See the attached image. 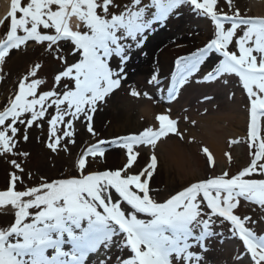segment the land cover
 Returning <instances> with one entry per match:
<instances>
[{
  "label": "snow or ice",
  "instance_id": "6c2138e0",
  "mask_svg": "<svg viewBox=\"0 0 264 264\" xmlns=\"http://www.w3.org/2000/svg\"><path fill=\"white\" fill-rule=\"evenodd\" d=\"M185 8L198 18H210L213 36L175 59L166 99L176 101L193 83L227 89L238 78L248 101L251 160L235 175L213 171L206 178L185 182L161 202L153 197L151 185L158 157L153 152L140 166L139 148L155 149L158 141L173 137L191 143L171 117V108L139 133L110 140L96 132L94 114L127 79L132 52L142 51L148 35L170 18L182 16ZM6 20L0 66L12 50L31 42L57 53L62 67L50 90L39 91L44 83L36 78L39 64L18 80V90L0 109V156L16 154L18 140L28 141L29 130L43 128L44 123L49 125L46 146L52 152L62 141L75 143V124L80 121L95 142L75 161L78 176L42 177L24 190H16L24 182L21 164L8 161L19 174L13 172L7 188L0 190V209L10 206L14 212V221L0 229V264H113V249L115 264H207L206 241L222 236L214 228L225 222L232 236L242 241L250 264H264V235L247 226L255 223L250 216L238 214L242 201L264 211V18L241 17L238 10L221 13L218 0H130L124 5L118 0H27L26 5L11 0ZM62 46H70V51L59 55ZM209 62V70L200 75ZM148 83L159 86L158 74L151 75ZM129 95L153 100L135 88ZM234 97V91L225 94L228 100ZM203 100L211 102L213 97L204 94ZM195 147L205 172L214 170L210 148L199 143ZM110 148L122 151L121 163L111 170H88L98 159L106 162ZM63 150L69 151L66 146ZM225 155L230 162L231 156ZM243 260L240 253L233 257L234 264Z\"/></svg>",
  "mask_w": 264,
  "mask_h": 264
},
{
  "label": "rangeland",
  "instance_id": "374dc122",
  "mask_svg": "<svg viewBox=\"0 0 264 264\" xmlns=\"http://www.w3.org/2000/svg\"><path fill=\"white\" fill-rule=\"evenodd\" d=\"M253 1L254 0H218L219 11L221 13L232 15L238 10L241 17L259 18L251 6ZM118 2L121 5H124L130 3V0H118ZM144 2L147 3L148 0H144ZM22 3L26 5L27 0H22ZM8 23L9 21L5 19L4 25L0 27V37L5 34ZM213 30L214 25L210 18H198L194 12L190 11L188 8H185L183 10L182 16L179 18H170L167 21L166 26H157L155 31L148 35V39L142 51H138V57L140 55V59L143 61L146 60V62H148L150 60L149 42L153 40V35L157 36L159 32H168V36L171 39L169 44L171 45L170 49L176 48L175 50H179V52H175L173 49L169 50L164 55L160 56L159 60L160 62H168V66L172 72L175 69V59L178 56L187 55L190 50L194 51L196 47L203 46V44L213 36ZM241 34L242 32L238 30L237 35ZM62 47H64V52L59 53V55H64L66 52L70 51V46ZM230 47L231 50H236L235 44L231 45ZM45 49L46 45L40 46L30 42L27 47L22 46L19 50L11 51L10 56L6 59V63L0 66V109L4 107L7 98L11 96L14 91L18 90V80L26 75L30 70H32L37 64H39L40 67L36 69V78H39L44 82L40 86L39 91L43 92L51 89L54 76L61 69L62 63L60 60L55 58L57 53L47 51ZM72 59L73 58L69 56V62H72ZM146 64L147 63L138 69L136 73L133 72L134 75L132 74V77L126 79L123 82L122 87L112 94L111 99L108 100L107 104L101 106V108H106L108 111H106L104 114V118L94 117V123H101L102 121L107 122L109 119L111 120V118L115 119L113 116H117L115 114H121L122 110L129 115L136 113V111H138V109L141 107L145 97L141 96L139 98H134L130 96L129 91L132 88H135L141 93H149L153 99L163 98L164 100H167V87L171 82V72L167 75H164L162 72L163 68L157 66L156 69L159 70V72H157L154 69L150 70ZM209 68L210 66L207 65L202 66L200 75H203L209 70ZM154 73L158 74V77L161 80V84L159 86L150 85L148 83V80ZM190 88H192V86H187L181 91L180 95L178 96L179 102L183 99V97L186 96ZM49 111L51 112L52 110L50 109ZM139 121L143 122L141 129L135 127L136 129L126 130L127 132L125 131L126 133L124 134H137L151 124L148 118H143ZM139 121H136V123ZM100 126L101 125H99L98 128ZM247 126L243 128L242 135L234 140L236 142H231L227 151V153L232 158L230 162L228 160L229 166L227 171L229 172L230 176L237 174L238 171L242 170L250 163L251 150L249 148V141L247 139ZM261 127L262 134H264V121H262ZM48 128L49 125L47 123L43 124V128L32 127L28 133V141L25 142L23 139L18 140L19 147L15 150L16 154L9 153L6 157L0 156V190H5L7 188L10 183V175L13 172L19 174L18 170L13 169L8 162L11 159L17 160L24 170V182L23 184L18 183L16 190H24L26 187L33 186L39 183L42 177L48 178L50 180L79 175L75 168V161L78 159L80 153L85 150V145L94 142L95 138H93L91 134L86 131L85 123L80 121L75 124V143H69L65 145V143L62 141L58 151L52 152L46 146L48 143ZM22 133L23 128H21V134ZM100 136L106 137L108 135ZM65 146L69 149V151L63 150ZM110 150L112 152H116L120 158L123 156L122 151L119 149L110 148ZM139 151L140 155L149 154L150 156L154 152L158 157V164L159 162L162 164L167 163L159 145H157L155 149H151L150 146H143L139 148ZM18 153H27L28 155L23 156L19 155ZM89 160L91 161V158H89ZM106 164L107 163L102 159H98L97 162L91 163V167L88 170H104L105 168L111 170L116 168L113 165ZM203 177L205 178L206 176ZM155 178L158 179L157 177H154V179L151 180V185L154 189L153 197L155 199L162 202L163 200L167 199L170 194H175V192L179 190L176 181L172 179L173 177L170 176L165 181L161 180L163 178H159L157 182H155ZM157 189L158 192L155 191ZM238 214L241 215V217L245 215L250 216L255 221V223L249 224L247 226L253 228L257 235H264V211H262L258 205H251L248 202L242 201L239 206ZM13 221L14 212L0 211V229L9 226ZM214 231L223 233V235L211 237L206 241L207 246L210 247V251L205 253V258H208L212 264H222L220 255L222 247L226 241H233L237 246L235 254L240 253L244 257L243 264H250V255L247 254L246 250L243 248L242 241H240L238 237L232 236L229 223L225 222L222 226L215 227ZM221 240H223V243H220ZM112 255L113 264H115V249H113ZM124 255L127 256L128 253L125 252Z\"/></svg>",
  "mask_w": 264,
  "mask_h": 264
},
{
  "label": "bare ground",
  "instance_id": "6f19581e",
  "mask_svg": "<svg viewBox=\"0 0 264 264\" xmlns=\"http://www.w3.org/2000/svg\"><path fill=\"white\" fill-rule=\"evenodd\" d=\"M0 1L1 18L6 15L5 13L7 12L5 3L10 4L11 0ZM251 6L259 18H264V0H254ZM72 23L74 24L75 22L73 21ZM168 34V32H159L157 36L153 35V40L149 42L150 60L148 62L140 59V55L138 57V51L134 50L132 52L127 66V79L132 77L145 63H147L146 66H148L150 70L154 69L157 72H159V70L156 69L157 66L163 68L162 72L164 75L171 72L168 62H160L159 60V57L169 50L173 49V51L179 52V50H175L176 48L170 49L171 45L169 44L171 39ZM206 65L210 66L211 62ZM112 66L115 68L116 60L112 61ZM237 80L238 78H233L227 89L219 86L210 87L193 83L191 85L192 88H190L186 96L183 97L180 102L179 99L169 103L163 98L153 99L152 101L145 98L136 113L129 115L122 110L121 114H115L117 116H113L115 119L111 118L112 121L109 119L107 122L102 121L101 123H94V128L99 135H108L106 137L100 136V138L103 139H112L114 136L128 135L124 134L127 132L126 130L136 129L137 127L141 129L143 122H140V119L148 118L151 122L150 126H152L157 123L155 121V116L157 114H161L165 109L171 108V117L178 121L180 130L191 143L181 141L178 137H173L172 139L164 138L157 142L167 163L162 164L159 162L158 171L155 174V177L158 179L155 178V182H157L159 178H163L161 180L165 181L171 176L173 177L172 179L176 181L177 187H179L180 190V185L185 182H195L204 178L203 176L211 174L213 171L215 174H219L228 169V158L225 153H227L231 142L242 135L243 128L247 126L249 122V113L245 107L248 103L246 93H243ZM233 91L235 92L234 99H226V92L231 94ZM204 94L213 97V100L211 102L203 100ZM102 108L94 114V117L102 118L104 116L108 110ZM136 121L139 122L136 123ZM191 121H195L196 123L193 124ZM99 125H101V129L100 127L98 128ZM197 143L201 146L206 145L210 148L216 161L215 170L208 169L207 173L205 172L203 160L196 152L195 145ZM90 144L85 145L84 149ZM140 156L139 165L144 166L150 155L143 154ZM106 163V165L117 167L121 163V158L116 152H112L109 149ZM0 211L13 212L10 206L6 209H0ZM236 250L237 246L233 241H226L220 253L222 264H234L233 257L236 255ZM206 261L207 264H212L208 258H206Z\"/></svg>",
  "mask_w": 264,
  "mask_h": 264
},
{
  "label": "water",
  "instance_id": "95a60500",
  "mask_svg": "<svg viewBox=\"0 0 264 264\" xmlns=\"http://www.w3.org/2000/svg\"><path fill=\"white\" fill-rule=\"evenodd\" d=\"M5 5H6V8H7V12L5 13L6 15H4L3 17H1L0 18V21H4L5 19H6V17H7V13H8V11L10 10V4H6L5 3ZM2 26V24H0V27Z\"/></svg>",
  "mask_w": 264,
  "mask_h": 264
}]
</instances>
